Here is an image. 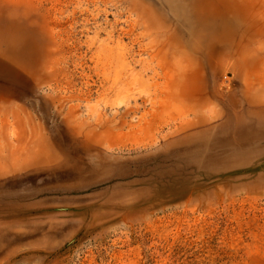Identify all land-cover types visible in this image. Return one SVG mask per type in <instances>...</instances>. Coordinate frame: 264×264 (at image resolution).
I'll return each instance as SVG.
<instances>
[{
	"label": "rangeland",
	"instance_id": "rangeland-1",
	"mask_svg": "<svg viewBox=\"0 0 264 264\" xmlns=\"http://www.w3.org/2000/svg\"><path fill=\"white\" fill-rule=\"evenodd\" d=\"M0 264H264V0H0Z\"/></svg>",
	"mask_w": 264,
	"mask_h": 264
}]
</instances>
